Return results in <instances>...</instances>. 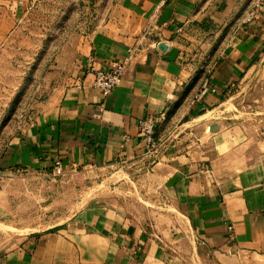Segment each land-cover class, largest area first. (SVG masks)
<instances>
[{"label":"crops","instance_id":"obj_1","mask_svg":"<svg viewBox=\"0 0 264 264\" xmlns=\"http://www.w3.org/2000/svg\"><path fill=\"white\" fill-rule=\"evenodd\" d=\"M23 1L0 0V48ZM212 4L117 0L71 76L50 83L0 153L1 174H47L56 160L64 169L122 164L159 189L156 207L80 213L28 235L0 264H264V121L221 111L247 76L264 78V0L241 24L232 6ZM122 62L120 85L104 96L90 67ZM145 117L156 123L153 148L138 127Z\"/></svg>","mask_w":264,"mask_h":264},{"label":"rangeland","instance_id":"obj_2","mask_svg":"<svg viewBox=\"0 0 264 264\" xmlns=\"http://www.w3.org/2000/svg\"><path fill=\"white\" fill-rule=\"evenodd\" d=\"M23 2L18 29L0 48V153L9 138L34 118L50 83L71 76L88 36L106 20L117 0ZM213 3V8L221 3L232 6V22L237 24L246 20L254 4L253 0ZM233 92L221 109H227L225 116L264 121V78L256 73L247 76ZM139 177L122 164L65 168L57 176L25 168L0 173V261L28 235L66 226L80 213L118 209L139 215L156 207L159 189L145 186Z\"/></svg>","mask_w":264,"mask_h":264},{"label":"built area","instance_id":"obj_3","mask_svg":"<svg viewBox=\"0 0 264 264\" xmlns=\"http://www.w3.org/2000/svg\"><path fill=\"white\" fill-rule=\"evenodd\" d=\"M263 0H256L253 4L252 9L249 11L246 23L254 21L262 7ZM127 62L116 63L110 67L109 70L96 69L91 66L90 71L94 74V86L98 88L104 96L111 94L121 83L122 75L125 70ZM210 90L209 79L206 78L202 82L201 90L199 95H203ZM212 91H215L214 89ZM139 130L145 136L147 146L153 148L155 146V129L156 123L155 120L151 117H145L139 120L138 123ZM64 167L63 163L60 160H56L53 165V174L60 175L63 173Z\"/></svg>","mask_w":264,"mask_h":264}]
</instances>
